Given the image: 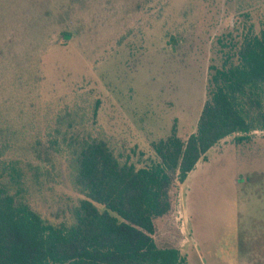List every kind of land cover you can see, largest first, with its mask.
<instances>
[{"label":"rangeland","instance_id":"obj_1","mask_svg":"<svg viewBox=\"0 0 264 264\" xmlns=\"http://www.w3.org/2000/svg\"><path fill=\"white\" fill-rule=\"evenodd\" d=\"M263 11L264 0H0V107L97 102L112 145L151 157L172 130L195 132L219 43L257 29ZM240 136L205 154L157 221L156 245L184 264H264V131Z\"/></svg>","mask_w":264,"mask_h":264},{"label":"trees","instance_id":"obj_2","mask_svg":"<svg viewBox=\"0 0 264 264\" xmlns=\"http://www.w3.org/2000/svg\"><path fill=\"white\" fill-rule=\"evenodd\" d=\"M219 45L195 132L172 130L148 158L112 145L97 102L0 107V264H184L154 241L177 184L220 141L264 131V11Z\"/></svg>","mask_w":264,"mask_h":264}]
</instances>
